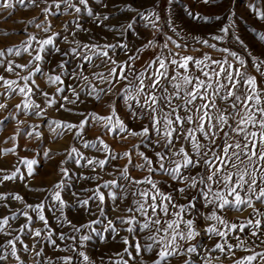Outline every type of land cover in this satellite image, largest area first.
Returning <instances> with one entry per match:
<instances>
[{"label":"snow or ice","instance_id":"1","mask_svg":"<svg viewBox=\"0 0 264 264\" xmlns=\"http://www.w3.org/2000/svg\"><path fill=\"white\" fill-rule=\"evenodd\" d=\"M98 2L105 9L110 7L106 0H98ZM43 3L45 7L41 12L45 16L55 15L60 11L62 4L66 8L74 9L77 14L81 13L82 9L86 10L87 16L92 18L97 27H103L113 36L124 37L134 30L137 17L160 31L157 24L160 17L155 11L145 14L139 7L127 3V0H124L122 7L118 6V0H111V8L115 9V12L99 15H94L93 9L89 7V0H78V4L73 3L72 0H51V3L43 0ZM171 3L172 0H169V4ZM202 3L222 6V0H202ZM26 4L38 7L36 0H0V9L15 10L17 5L23 7ZM250 7L258 14L260 20H264V11H260L254 5ZM228 12L227 19L231 21L230 6ZM119 13L135 15H126L127 23H123ZM189 15L205 23L213 19L216 21L224 19L221 15L213 17L191 12ZM110 19L116 20V23H105ZM28 23L45 33V37L40 38L27 33L25 28L22 31L27 33V39L22 41L20 46L0 49V66H4L5 60L11 55L21 56L22 53H27L30 57L29 63L24 65L7 60L5 68L7 72H15L17 68H32L26 76L16 73L19 80L24 82L23 85L18 80H9L0 76L2 81L0 87H5L8 95L17 93L25 97L23 108L35 109L30 114L44 118L46 109L30 99L34 95L33 86L39 89L33 78L37 73L47 75L48 81L55 85H64L65 81L62 77L86 82L79 92L74 86L68 85L73 98L62 96L65 103H60L55 96L42 92L48 98L46 100L48 107L59 104L57 111L63 109L69 113L74 110L66 107L65 104L86 103L80 99L82 93L101 102L104 97L113 94L117 85L123 83L120 95L124 98V104L128 109L125 116L131 121L140 123L138 130L130 128L117 112L114 102L109 103L106 114H98L95 111L75 112V115L82 117L78 123L51 121L56 128L65 131L75 130L74 139L78 138L84 148L105 154L103 159L87 157L76 147H72L68 152L69 158H73L75 154L77 164L85 161L82 167L91 166L92 171L96 168L103 170L105 165L111 166V161L118 158L127 160V164L117 168L120 172L118 178L105 181L94 191L85 189V191H93L92 196L80 200L77 193H72L78 208L92 216H95L96 212L89 207V201H98L99 214L107 221L103 231L116 235L112 236L110 241L106 240L102 233L93 227L103 223L99 218L79 224L73 223L68 218L64 209L70 205L62 197L65 189L63 178L53 185L49 193L51 199L48 207L50 210L59 211L60 215L55 217L59 227L62 229L67 226L70 232L57 233L50 226L44 214V201L33 205L27 203L19 194L0 193V202H4L2 207L10 208L9 200L19 201L26 209L35 213L38 220L43 223V229H34L33 216L29 211L24 210H17L10 216L0 217V234L5 236L12 235L11 231L5 230L10 225V221L19 219L21 215L27 221L15 230L18 232L15 237L0 244V264H8L10 256L15 257L18 264H25L20 255L21 251L34 253L36 257L44 255L43 247L37 250L34 244L30 248L21 238L23 235L35 239L36 243L46 242L53 252L71 253L56 256L55 259L46 257L45 264H96L84 250L92 240V233L100 236L102 242L108 243L115 242L116 237L119 236V243L122 245V251L115 252L107 261L101 256L100 264H173L174 258L177 257L180 258L178 264H195L193 254L197 253L200 245L198 238L202 235L209 240L219 238L205 255L203 264H211L208 258L211 251L219 250L224 253L226 249L229 258L236 256L234 249L248 253L233 259L232 264H264V58H261L264 57V52L259 56H253L244 49L245 55H241L228 47L217 48V44L209 43L208 39L193 37L196 43L225 54L223 58H214L207 53L201 58H195L173 51L169 47V42L175 45L176 49L187 48L188 45H182L171 36H167L159 53L140 70L135 68V61L139 57L128 53L132 51L140 53L144 48L153 46L152 40L143 46L129 49L126 43L119 40L115 43H81L76 39L68 41V37L64 36L63 41L75 46L62 50L56 43L60 33L53 31L50 21L30 20ZM74 23L78 31L90 32V29H84L79 22ZM145 26L147 27V24ZM233 27V22L223 25L220 28L222 35H213L212 40L223 41ZM171 30L175 32V28ZM72 36L75 37L76 32H72ZM233 36L243 48L244 42L240 37L235 33ZM89 39L91 41L92 37ZM260 39L264 40V33L260 35ZM118 51L127 55V59L118 61L109 55L110 52L115 54ZM47 53L61 56L62 59L57 64L61 74L52 75L42 72L41 62L45 60ZM66 57L70 59H64ZM249 57L251 69H254L255 74L249 69ZM94 59L105 61L107 74L93 73V76L107 87L97 88L89 77L84 75V64L93 65ZM71 60L81 62L69 70ZM64 91V87L56 88L57 94ZM5 107L6 104L0 103V109ZM16 108L20 109L21 105L17 104ZM90 118L93 124L105 130L103 134L115 133L118 130L126 134L122 138L128 136L139 138L140 144L151 149V154L141 151L139 144H133L122 154L117 153L105 142L103 135L97 136L95 140L85 139L86 126L89 125ZM2 123L0 121V124ZM27 135H34L37 139L42 136L39 131H30ZM15 151V148L3 150L5 154ZM50 151H44V156L49 157ZM134 154L139 157L141 163L134 162ZM18 163L26 166L27 176L31 177L34 174L33 166L38 161L19 158ZM130 169H140L147 175L134 177ZM3 172L5 169L0 168V173ZM60 172L63 176L68 175L66 168H61ZM109 175L114 176L115 172ZM80 178L95 180L100 177L81 176ZM17 179L25 180V175L19 167L10 173L0 175V184ZM120 181L125 183L122 184ZM24 186L28 188V184ZM131 186L135 187L131 191L132 200L125 209L126 215L114 218L121 225H125L123 231L127 235L120 236V230L116 228L114 220L107 218L103 208L105 194L99 189H118L119 197L116 191L109 192V195L112 201L119 198L123 202L127 200ZM35 191H46V189H35ZM45 200H49V197H45ZM244 208L251 209L249 218L244 220L237 218L236 221L227 219L229 211H240ZM201 220L204 222L203 225ZM54 236L56 238H53ZM57 239L70 243H65V246L61 247L57 244ZM230 240H234L235 243H231ZM18 244L22 247L18 248ZM257 248L261 250L257 251Z\"/></svg>","mask_w":264,"mask_h":264},{"label":"rangeland","instance_id":"2","mask_svg":"<svg viewBox=\"0 0 264 264\" xmlns=\"http://www.w3.org/2000/svg\"><path fill=\"white\" fill-rule=\"evenodd\" d=\"M51 3V0H48ZM73 3L78 4V0H72ZM110 7L105 9L98 2V0H89V7L93 9L94 15H99L105 12H115V9L111 8V0H106ZM127 3L132 4L133 7H139L141 11L147 14L149 11H155L160 20L157 21L160 31L153 29L151 24L144 21L140 17L136 18L134 24V30L130 31L124 37L113 36L108 33L103 27H97L96 23L93 22L92 18L87 16L86 10L82 9V12L77 14L74 9L66 8L64 4L61 5L59 12L55 15L45 16L42 14L41 10L45 7L43 0H36L37 6L26 4L25 6L17 5L15 10L0 9V49H5L12 46H20L21 42L27 39V33L37 35L40 38L45 37L40 29L30 25L28 21L35 20L36 22H42L48 20L53 25V31L59 32L60 37L57 38L56 43L62 50L70 49L74 47V44L63 41V37L67 36L68 41L73 39L79 40L81 43H115L119 40L122 43H126L129 49H135L138 46H143L147 44L149 40H156V46H150L144 48L140 53L132 51L128 55H137L139 58L135 61V68L142 70L146 63H148L154 56H156L160 47L164 44L166 37L171 36L173 40L181 43L182 45L187 44V48L176 49L175 45L169 42V47L173 51H179L181 55L193 56L195 58H201L205 53L211 55L214 58H223L225 54L217 51V49H210L207 46L196 43L193 37H200L201 39H208L209 43L217 44V48L228 47L233 51L239 52L241 55H245L246 49L251 52L253 56H259L261 52H264V40L260 39V35L264 33V20H260L257 13L253 12L250 5H254L260 11H264V0H222V6L220 5H204L202 0H172L169 4V0H127ZM124 0H118V6L122 7ZM231 7L232 17L231 21L227 18L229 16L228 8ZM189 12L193 14H201L208 16L221 15L224 19L216 21L213 19L209 23L197 20L193 18V15H189ZM121 22L127 23V16L135 15L134 13H119ZM79 22L84 29H90V32L85 33L83 31H78L76 29L75 23ZM233 22L234 27L230 29V33L223 41L212 40L213 35L220 34V28L227 24ZM108 24H115L116 20L110 19L105 22ZM147 24V27L145 26ZM67 26V30H65ZM27 29V33L23 32V29ZM175 28V32L171 29ZM72 32H76V36H72ZM138 33V35H137ZM233 33L238 35L240 39L244 42V47L236 42ZM90 37H92L90 41ZM104 37L107 39L105 40ZM35 47V45H34ZM114 59L118 61H123L127 59V55L122 52H117L113 54ZM264 58V57H261ZM61 56L56 53L45 54V60L41 62L42 72L45 74L59 75L61 70L57 67V64L61 60ZM64 59H70L66 57ZM231 59V58H229ZM249 69L254 73V69H251V58L249 57ZM7 60L15 61V63L24 65L28 64L30 57L27 53H22L21 56L11 55L5 60L4 66H0V76H4L5 79L18 80L21 85L23 81L19 80L16 75L18 72L20 76H26L32 71V68L20 69L17 68L15 72L9 73L5 70ZM79 60H71L69 70L75 67ZM95 65H98L96 67ZM191 67V65H190ZM108 68L105 66V61L102 59H94L93 65L87 63L84 64V75H87L93 84L97 88L107 87V85L100 83L94 76L93 73H105L107 74ZM39 89L33 86L34 95L30 97L31 100L39 104L41 108L46 109L45 117L40 118L35 115L30 114L34 112L35 109H24L23 102L25 97L17 93L7 94L5 87H0V103H4L7 107L0 109V168L5 169V172L0 173L4 175L13 171L16 167H19L20 171L24 173L25 180L20 181L19 179L15 181H6L0 184V193H12L19 194L24 197V200L30 204H37L41 201L45 203L44 214L49 220L50 226L57 232H70L69 227L60 228L55 217L59 216V211L50 210L48 203L51 199L49 196L50 191L53 189V185L57 183L60 179L65 180V189L62 192V197L68 202L70 207L65 208V214L73 223H87L90 220L99 218L103 223L94 225L106 240H111L115 233L104 232L107 221L104 217L100 216L99 208L97 207L98 201L90 200L89 207L96 212L95 216L89 215L82 209L78 208L76 203V198L72 196V193H77L80 200L87 199L89 196L93 195V191L102 185L105 181L116 179L120 176V172L117 168H122L127 164L126 159H117L111 161V166L105 165V168L101 170L96 168L92 171L91 166L85 168L82 167L85 161H81L80 164L75 162V154L73 158H69L68 152L72 147H76L81 153L87 157H95L97 159H103L105 154L103 152H97L91 148H84L82 142L75 137V130H62L56 128L55 125L51 123L53 120L78 123L82 117L75 115V112L83 111L85 113L95 111L98 114H106L108 112V105L114 102L117 108V112L121 115V118L125 119V123L133 130H138L139 123L136 121L129 120L125 113L128 111L124 104V98L120 95L121 89L123 88V83L117 85L114 92L109 97H104L101 102L95 101L91 97L81 94L80 99L86 101V103L77 104H65L66 107L72 108L74 111L72 113L65 112L63 109L57 111L59 104L48 107L46 98L42 92L49 93L50 96H55V98L60 103H65L62 100V96L67 95L69 99H72V93L68 90V85H72L76 88V91L81 90V86L86 82L83 80H73L71 78L62 77L64 79V85H55L48 81L47 75H41L39 73L35 74L33 77ZM31 83V81H29ZM2 84V81H0ZM58 86L64 87V93L57 94L56 88ZM20 104L21 108L17 109L16 105ZM23 121V123H19ZM38 126V127H35ZM30 131H39L42 136L37 139L34 135H27ZM104 129L98 127L97 125L90 122L86 126L85 139L95 140L97 136L103 135V139L110 147L117 153L122 154L124 151L130 149L133 144H139L140 150L145 151L146 154H151L150 148H145L144 145L140 144L139 138H133L128 136L127 138H122L126 136L124 133H120L118 130L115 133L103 134ZM61 133H63L61 135ZM15 137V139H13ZM15 148V153L5 154L3 150ZM51 150L49 157L44 156V151ZM19 158L35 159L38 161L34 165V174L31 177L27 176V168L25 165L19 164ZM133 160L135 163H141L138 156L133 155ZM61 168H66L68 170V175L63 176L60 172ZM131 174L134 177L140 178L147 175L145 171L140 169H130ZM115 172V175H109V173ZM81 176H99V179H81ZM159 179V177H157ZM122 184L124 181H120ZM28 184V188L24 185ZM135 186L129 188V195L127 200L121 202L118 198L116 201H112L109 192L116 191L119 197L120 192L118 189H104L99 190L105 194V203L103 208L108 219H113L115 226L120 230V236H125L127 233L123 231L125 225H121L114 218L116 216L126 215V206L131 202L132 196L131 191ZM33 189V190H29ZM35 189H46V191H35ZM85 189H91L93 191H85ZM167 190V189H165ZM45 197H49V200H45ZM4 202H0V217L10 216L12 212L17 210L29 211V214L33 216L32 227L43 229V223L38 220L36 214L31 212V210L26 209L25 205L19 201L9 200L10 208L2 207ZM259 206V205H258ZM204 211L203 209H201ZM251 209L244 208L240 211H229L227 213V219L231 221L244 220L249 218V213ZM26 219L21 215L19 219L10 221V225L5 229L6 231H11V236H5L0 234V244L5 243L8 239L15 237L18 232L15 231L22 224L26 223ZM201 224L204 222L201 220ZM206 226V225H205ZM24 242L31 248L35 244V248L39 250L41 247L44 249V255L36 257L34 253H24L20 252L22 259L25 264H45L46 257H52L55 259L56 256L70 255L71 253L64 252H53L52 248L46 242L36 243L35 239L30 238L28 235H23L21 237ZM53 238H56L55 236ZM38 239V238H37ZM200 245L198 247L197 253L193 254L195 258V264H203L204 257L209 253V250L218 242L219 238H213L209 240L205 236L198 238ZM231 243H235L234 240H230ZM65 243L57 239V244L61 247L65 246ZM21 248V245H17ZM87 254L96 262L100 264V257L103 256L105 261L108 260L110 256L117 251H122V245L119 243V236L116 237V241L112 243L102 242L101 237L92 233V240L88 242L86 249ZM261 249L257 248V251ZM236 256L234 258H229L227 249L224 253L219 250L211 251L208 258L211 264H232L233 259H238L241 256L247 255L248 253L240 250L234 249ZM219 257V259H217ZM147 259V256L145 257ZM180 260L179 257L174 258L173 264H178ZM8 264H18L15 257L10 256Z\"/></svg>","mask_w":264,"mask_h":264},{"label":"built area","instance_id":"3","mask_svg":"<svg viewBox=\"0 0 264 264\" xmlns=\"http://www.w3.org/2000/svg\"><path fill=\"white\" fill-rule=\"evenodd\" d=\"M156 44H157V41H156V40H154V45H153V46H156Z\"/></svg>","mask_w":264,"mask_h":264}]
</instances>
